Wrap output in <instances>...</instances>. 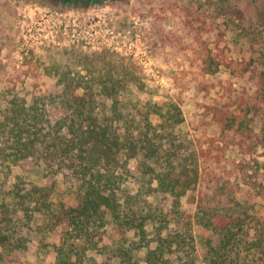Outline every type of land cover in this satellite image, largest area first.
<instances>
[{
	"label": "trees",
	"instance_id": "trees-1",
	"mask_svg": "<svg viewBox=\"0 0 264 264\" xmlns=\"http://www.w3.org/2000/svg\"><path fill=\"white\" fill-rule=\"evenodd\" d=\"M58 1L88 6L99 0ZM248 4L264 18V0ZM197 33L200 65L191 61L187 74L206 102L188 124L195 138L182 131L175 101L143 103L145 115L158 116L155 124L115 119L128 110L118 98L125 96L130 73L114 82L109 74L117 87L86 93L63 73L58 92H38L29 103L16 93L2 98L0 264L39 252L46 264H254L232 257V246L244 236L237 231L249 220L235 215L237 193L228 174L246 155L264 153V71L227 45L217 23ZM254 78L253 90L242 84ZM93 94L111 101L110 117L95 111ZM29 166L41 171L43 186L14 175V168ZM193 190L196 215L216 236H204L200 247L182 204ZM158 199L165 202L152 205ZM256 226L262 236L264 222ZM259 238L252 251L264 253Z\"/></svg>",
	"mask_w": 264,
	"mask_h": 264
},
{
	"label": "rangeland",
	"instance_id": "rangeland-1",
	"mask_svg": "<svg viewBox=\"0 0 264 264\" xmlns=\"http://www.w3.org/2000/svg\"><path fill=\"white\" fill-rule=\"evenodd\" d=\"M249 1L99 0L84 6L66 5L58 0H0V103L13 93L29 103L38 92H58L62 87L58 80L63 73L73 78L72 86H81L78 93H86L90 88L96 92L104 85L109 89L117 87L108 82L109 74L114 82L130 73L131 80L123 86L125 96L118 98L119 105L125 104L128 110L113 117L122 122L149 120L155 124L158 116L145 115L143 103L175 101L185 121L182 131L189 139L195 138L198 133L188 124L195 114L203 111L206 98L204 93L197 92L196 81L190 80L187 73L191 61L197 67L200 65L201 35L197 32L201 25L217 23L227 45L240 49L244 57L253 61L252 67L257 72L264 71V18H258ZM60 22L69 26L66 35L57 34L55 40L60 43L56 44L52 35ZM99 27L125 36L120 38L119 51L84 45L82 37ZM254 81L255 78L242 84L253 90ZM93 104L101 117H110L111 101L94 95ZM229 154L240 161L238 152ZM244 158L243 163L229 168L228 174L237 193L235 215H246L249 220L244 230L237 231L244 236L241 244L232 246L237 251L232 257L241 262L264 264L260 248L252 251L258 237L264 242V231L258 236L259 226H256L257 221L264 222V153L260 151L255 159L248 155ZM129 165L134 167L135 162ZM13 173L21 175L28 186L44 185L41 171L30 166L24 170L14 168ZM194 194L196 190L188 192L182 204L192 214L190 221L200 247L204 236H216L202 215H196ZM156 202L165 201L151 200L152 205ZM205 204L203 201L202 205ZM245 229L247 234H243ZM45 259L43 252L20 254L16 256V264H46Z\"/></svg>",
	"mask_w": 264,
	"mask_h": 264
},
{
	"label": "built area",
	"instance_id": "built-area-1",
	"mask_svg": "<svg viewBox=\"0 0 264 264\" xmlns=\"http://www.w3.org/2000/svg\"><path fill=\"white\" fill-rule=\"evenodd\" d=\"M68 26L69 25L60 22L59 25L55 28V31L53 33L55 35H52V37L53 41L56 44H59L60 42L55 40V37L57 36V34L66 35ZM121 37L124 38L125 36L119 32L116 33L115 31L108 28L99 27L89 34L86 33V35L83 36L82 39L84 40V45L91 46L93 48L100 49L107 47L119 51L121 49L119 45V43L121 42Z\"/></svg>",
	"mask_w": 264,
	"mask_h": 264
}]
</instances>
